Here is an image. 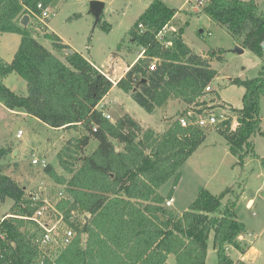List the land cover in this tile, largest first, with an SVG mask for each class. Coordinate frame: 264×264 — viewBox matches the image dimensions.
Instances as JSON below:
<instances>
[{
  "label": "trees",
  "instance_id": "1",
  "mask_svg": "<svg viewBox=\"0 0 264 264\" xmlns=\"http://www.w3.org/2000/svg\"><path fill=\"white\" fill-rule=\"evenodd\" d=\"M40 2L48 6L53 0H0V34L22 36L12 61L0 58V102L50 127L76 130L77 135L63 140L57 152L66 174L51 163L44 168L66 194L57 206L75 236L53 261L45 258L42 263L43 252L36 242L42 229L29 218L42 200L32 199L25 186L0 168V202L12 201L9 212L0 217V264H206L211 234L218 264H248L224 251L226 244L243 254L250 248L238 239L248 230L237 216L235 200L228 197L222 202L231 188L220 195L204 188L182 212L166 205L181 179L182 166L211 127L194 123L196 116L187 112L163 132L143 126L128 112L108 119L97 107L115 85L107 74L80 52L69 53L70 45L58 35L53 34L54 52L21 24L25 14L35 17ZM196 2H203V11L226 26L241 46L264 57V11L256 0ZM177 12L162 0H153L129 30L146 57L139 58L116 86L151 114L173 99L202 113L200 107L206 103L202 98L211 95L207 86L218 74L207 58L184 41L183 27L169 38V45L159 39V32ZM153 62L155 68L150 69ZM12 73L26 80L27 95L5 84L4 78ZM231 84L245 87L243 107L225 103L233 115L214 127L242 163L248 154H256L253 137L264 135L260 117L264 65L256 77L232 78ZM183 115L191 121L188 126L180 123ZM234 116L235 129L231 127ZM92 139L97 146L87 152ZM10 151L9 146L0 147V160ZM172 178L173 187L164 195L161 188Z\"/></svg>",
  "mask_w": 264,
  "mask_h": 264
},
{
  "label": "rangeland",
  "instance_id": "2",
  "mask_svg": "<svg viewBox=\"0 0 264 264\" xmlns=\"http://www.w3.org/2000/svg\"><path fill=\"white\" fill-rule=\"evenodd\" d=\"M92 0H53L48 5L51 17L49 28L45 33L39 29V22L34 16L27 26L29 34L39 39L48 49L56 52L53 34L58 35L95 63L100 69L117 82L123 71L140 52L141 46L134 42L129 30L153 0H100L104 3L101 19L95 24V17L90 12ZM176 9L177 15L165 29L159 39L169 45V38L184 28V41L198 54L207 58L212 67L218 71L211 82V95L203 97L206 103L202 113H197L194 106L173 99L155 113H148L139 105L131 94L114 85L103 102L105 110L116 120L128 112L143 126H153L163 132L168 123L180 114L207 115L209 113L233 115L225 103L236 108L243 107L245 87L231 84L232 78L251 79L259 75L264 65L251 50L234 52L240 40L234 38L228 28L212 19L196 0H162ZM260 10L264 11V0H256ZM106 26V28H104ZM174 26L176 30L170 29ZM108 27V28H107ZM203 30V32H201ZM22 36L18 33L0 34V58L12 61ZM5 84L18 94L27 95L26 80L16 73L4 78ZM216 91V92H215ZM215 92V93H213ZM184 116V115H183ZM261 126L264 130V94L260 101ZM235 128L238 125L233 118ZM207 131L206 139L182 166V176L175 186L171 208L183 211L206 188L213 194L220 195L227 188L231 192L222 199L223 205L228 197L235 200V210L240 220L247 226L246 234L239 240L250 248L242 253L232 244H226L224 251L234 259H244L248 264H264V135L253 137L255 153L248 154L241 163L238 156L231 153L225 137L214 127ZM18 130L23 133L17 137ZM77 135L76 130L56 129L50 127L26 112L11 110L0 102V147H10V153L0 160L1 172L13 177L27 192H44L55 197L58 185L47 175L44 167L32 164V155L45 156L59 173L66 174L59 166L57 152L63 140ZM92 139L86 149L90 152L97 146ZM173 178L166 182L161 192L167 195L173 187ZM57 188V189H55ZM252 200L251 204L249 201ZM11 200L0 202V217L9 212ZM213 234L209 239L206 264H218L217 250L213 247ZM175 256H170L174 263Z\"/></svg>",
  "mask_w": 264,
  "mask_h": 264
},
{
  "label": "built area",
  "instance_id": "3",
  "mask_svg": "<svg viewBox=\"0 0 264 264\" xmlns=\"http://www.w3.org/2000/svg\"><path fill=\"white\" fill-rule=\"evenodd\" d=\"M37 8L39 9V11L34 13V15L39 22V29L44 30L46 33L49 28L48 21L51 17L52 12L50 8L48 6H45L42 2L37 4ZM140 27H143V24H140ZM167 27L168 25L159 32L158 37L164 33ZM170 29L176 30L174 26H171ZM155 65L156 62H153V64L150 65V69H154ZM107 76L114 82V84H116V81H114L108 74ZM211 88V84L207 86V90H210ZM106 104L107 103L103 102L102 100L97 107L98 109L103 111L104 115L108 119L113 120L112 115L108 112V110H105ZM228 118L229 115L227 114V112L224 111L219 115L215 113H209L207 115L200 114L195 118L193 122L200 126H210L225 121ZM180 123L183 126H188L191 121L187 116H182L180 117ZM231 127L235 129L233 121ZM22 133V130H18L17 137H20ZM31 162L34 165H41L44 168L49 164V161L45 156H37L35 154L32 155ZM44 190L45 189L40 186V192L29 191L32 199L42 200V204H40V206L37 208L34 215L32 217H29L30 219L36 221V223L42 229L41 235L36 238V242L38 243L40 249L43 252L42 263H44L45 258L53 261L57 256L58 252L61 250V247L69 244L75 236L74 230L67 226L64 214L57 206L60 199H62L66 195L64 191L58 190L55 197H52V195L50 197V195L44 192ZM173 201V197L168 198L166 201V205L171 206L173 204Z\"/></svg>",
  "mask_w": 264,
  "mask_h": 264
},
{
  "label": "water",
  "instance_id": "4",
  "mask_svg": "<svg viewBox=\"0 0 264 264\" xmlns=\"http://www.w3.org/2000/svg\"><path fill=\"white\" fill-rule=\"evenodd\" d=\"M103 8H104V3L100 0H92L90 3V12L94 15L95 17V24H98L100 22L101 19V14L103 12ZM29 15L25 14L21 20V24H23L24 26H26L28 24L29 21ZM201 32H203V30H201ZM245 48L241 45H237L234 49V52H238V53H242L244 52ZM69 53H73L74 50L72 48L67 50ZM147 61H151V57H147ZM118 150V149H117Z\"/></svg>",
  "mask_w": 264,
  "mask_h": 264
},
{
  "label": "crops",
  "instance_id": "5",
  "mask_svg": "<svg viewBox=\"0 0 264 264\" xmlns=\"http://www.w3.org/2000/svg\"><path fill=\"white\" fill-rule=\"evenodd\" d=\"M146 9V8H145ZM177 15V14H176ZM176 17V16H175ZM30 21H31V18H29V21H28V24H27V26L29 25V23H30ZM63 40V42L64 43H66V44H68V45H70L69 43H67V42H65L64 41V39H62ZM70 47L72 48V46L70 45ZM146 56L144 55V51H143V49L141 48V50H140V52H139V54L131 61V62H129L128 63V66L126 67V69L123 71V73L119 76V77H117V81L122 77V76H124V74L129 70V68L139 59V58H145ZM91 61V60H90ZM92 62V61H91ZM93 63V62H92ZM94 65L96 66V67H98L95 63H94ZM99 68V67H98ZM102 70V69H101ZM103 71V70H102ZM116 84H117V82H116ZM115 84V85H116ZM107 96V95H106ZM105 96V97H106ZM104 97V98H105ZM104 98H103V100H104ZM109 112V111H108ZM192 202V201H191ZM251 202H252V200H250L249 201V204H251ZM184 211V210H183ZM180 212H182V211H180Z\"/></svg>",
  "mask_w": 264,
  "mask_h": 264
}]
</instances>
